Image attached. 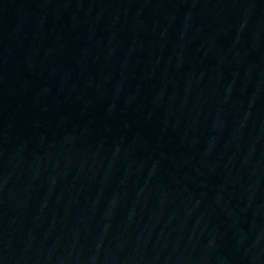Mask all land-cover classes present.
Listing matches in <instances>:
<instances>
[{"label": "water", "instance_id": "1", "mask_svg": "<svg viewBox=\"0 0 264 264\" xmlns=\"http://www.w3.org/2000/svg\"><path fill=\"white\" fill-rule=\"evenodd\" d=\"M0 264H264V0H0Z\"/></svg>", "mask_w": 264, "mask_h": 264}]
</instances>
